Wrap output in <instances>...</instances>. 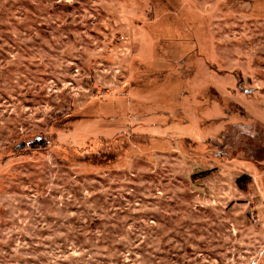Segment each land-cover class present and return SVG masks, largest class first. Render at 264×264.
Here are the masks:
<instances>
[{
	"label": "rangeland",
	"instance_id": "374dc122",
	"mask_svg": "<svg viewBox=\"0 0 264 264\" xmlns=\"http://www.w3.org/2000/svg\"><path fill=\"white\" fill-rule=\"evenodd\" d=\"M0 264H264V0H0Z\"/></svg>",
	"mask_w": 264,
	"mask_h": 264
},
{
	"label": "trees",
	"instance_id": "16d2710c",
	"mask_svg": "<svg viewBox=\"0 0 264 264\" xmlns=\"http://www.w3.org/2000/svg\"><path fill=\"white\" fill-rule=\"evenodd\" d=\"M42 143V140H37V141H34L33 142V145L35 144V145H40Z\"/></svg>",
	"mask_w": 264,
	"mask_h": 264
}]
</instances>
